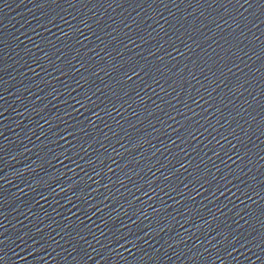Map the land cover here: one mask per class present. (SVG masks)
<instances>
[{"label": "water", "instance_id": "obj_1", "mask_svg": "<svg viewBox=\"0 0 264 264\" xmlns=\"http://www.w3.org/2000/svg\"><path fill=\"white\" fill-rule=\"evenodd\" d=\"M0 264H264V0H0Z\"/></svg>", "mask_w": 264, "mask_h": 264}]
</instances>
